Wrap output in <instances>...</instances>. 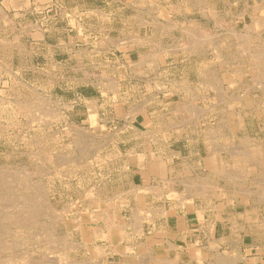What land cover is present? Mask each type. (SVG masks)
I'll return each instance as SVG.
<instances>
[{
	"label": "crops",
	"instance_id": "obj_1",
	"mask_svg": "<svg viewBox=\"0 0 264 264\" xmlns=\"http://www.w3.org/2000/svg\"><path fill=\"white\" fill-rule=\"evenodd\" d=\"M63 2L0 0V18L32 27L27 42L32 51L40 49L44 62L41 88L72 92V110L83 109L73 121L94 122L95 108L113 134L110 163L120 182L98 199L107 205L105 220L86 225L119 230L126 238L93 237L90 244L113 264H196L199 251L201 264H222L227 256L226 264H264V188L257 187L256 171L235 170L240 165L226 159L225 135H207L208 85L206 78L200 84L191 79L194 55L140 52L144 45L130 40L121 45L142 35L149 9L139 0H103L99 6L76 0L71 8ZM53 22L72 28L55 45ZM206 68L200 63L201 76ZM50 75L57 77L53 88ZM86 90L93 93L89 100Z\"/></svg>",
	"mask_w": 264,
	"mask_h": 264
},
{
	"label": "rangeland",
	"instance_id": "obj_2",
	"mask_svg": "<svg viewBox=\"0 0 264 264\" xmlns=\"http://www.w3.org/2000/svg\"><path fill=\"white\" fill-rule=\"evenodd\" d=\"M63 1L69 8L76 3ZM85 2L99 6L103 0ZM139 2L149 9L142 17V35L121 45L130 40L144 45L140 52L194 55L191 79L200 84L206 78L208 85L207 135H225L226 159L240 165L235 170L256 171L257 187L264 188V0ZM53 23L50 44L55 45L72 28ZM119 30L112 29L114 35ZM31 31L0 18V264H21L23 259V264H113L90 241L112 236L122 241L126 236L86 225L105 220L107 205L98 199L120 182L110 163L113 134L100 123L95 108L94 122L73 121L83 109L72 110L76 99L66 86L41 88L43 61L40 49L32 51L27 42ZM200 63L207 64L206 76L200 74ZM56 79L50 75L49 88ZM83 94L89 100L93 93ZM92 208L101 214L96 216ZM115 221L122 225L117 217Z\"/></svg>",
	"mask_w": 264,
	"mask_h": 264
},
{
	"label": "bare ground",
	"instance_id": "obj_3",
	"mask_svg": "<svg viewBox=\"0 0 264 264\" xmlns=\"http://www.w3.org/2000/svg\"><path fill=\"white\" fill-rule=\"evenodd\" d=\"M249 45H250V44H249ZM261 61H262V60H261ZM255 63H256V62H255ZM255 65H256V64H255ZM259 65H260V63H259ZM261 65H262V64H261ZM253 67H254V66H253ZM255 68H256V67H255ZM255 68H254V69H255ZM258 69H259V68H257V70H258ZM261 69H262V68H261ZM259 71H261V70L259 69ZM262 72H264V71H262ZM259 73H260V72H259ZM260 74H263V73H260ZM262 76H263V75H262ZM194 108H195V106H194ZM195 111H196V110H195ZM197 111H198V109H197ZM198 113H199V112H198ZM198 113H197V114H198ZM245 126H246V125H245ZM241 127H242V126H241ZM241 129H243V128H241ZM247 135H248V133H247ZM2 187H3V186H2ZM4 189H6V188H4ZM192 191H193V190H192ZM194 191H195V190H194ZM197 192H198V191H197ZM204 192H205V191H204ZM191 195H192V194H191ZM16 197H17V196H16ZM99 202H100V201H99ZM96 203H97V202H96ZM97 206H98V205H97ZM194 211H195V210H194ZM197 213H198V212H197ZM199 213H200V212H199ZM8 215H9V214H8ZM8 215H7V216H8ZM23 215H24V214H23ZM197 215H198V214H197ZM92 216H94V215H92ZM199 216H200V215H199ZM18 217H19V216H18ZM32 218H33V217H31L30 219H32ZM77 219H78V218H77ZM77 219H76V220H77ZM93 219H94V218H93ZM6 220H7V219H6ZM76 220H73V221H76ZM31 221H32V220H31ZM77 221H78V220H77ZM82 221H83V220H82ZM198 221H199V220H198ZM31 224H32V223H31ZM135 224H136V223H135ZM29 225H30V223H29ZM103 225H104V224H103ZM2 226H3V224L1 225V227H2ZM14 226H15V225H14ZM117 226H118V225H117ZM119 226H120V225H119ZM110 227H111V226H110ZM210 249H211V248H210ZM67 250H68V249H67ZM95 250H96V249H95ZM195 251H196V250H195ZM194 253H195V252H194ZM197 253H198V252H197ZM199 254H200V251H199ZM171 255H172V254H171ZM195 255H196V254H195ZM66 256H67V255H66ZM168 257H169V256H168ZM197 257H199V256L197 255ZM197 257H196V258H197ZM227 257H228V256H227ZM227 257H224V259L226 258V260H227V259L230 258V257H229V258H227ZM39 258H40V257H39ZM15 259H16V258H15ZM18 259H19V258H18ZM18 259H17V260H18ZM43 259H44V258H43ZM45 259H47V258L45 257ZM159 259H162V258H159ZM174 259H175V257H174ZM176 259H177V258H176ZM176 259H175V260H176ZM220 259H221V258H220ZM230 259H231V258H230ZM11 260H13V259H11ZM23 260H25V259H23ZM23 260H22V262H23ZM37 260H38V259H37ZM164 260H165V259H164ZM166 260H168V259H166ZM222 260H223V259H222ZM226 260H224L223 262H225ZM241 260H242V259H241ZM15 261H16V260H15ZM40 261H41V260H40ZM49 261H50V260H49ZM168 261H169V260H168ZM171 261H172V259H171ZM19 262H20V260H19ZM19 262L17 261V264H18ZM22 262H21V264H23ZM30 262H32L31 259H30ZM30 262H29V263H30ZM33 262H34V261H33ZM33 262H32V263H33ZM46 262H47V261H46ZM147 262H148V261H147ZM221 262H222V261H221ZM170 263H172V262H170ZM226 263H227V262H225V264H226ZM24 264H25V263H24ZM138 264H139V263H138ZM140 264H141V263H140ZM196 264H197V263H196Z\"/></svg>",
	"mask_w": 264,
	"mask_h": 264
}]
</instances>
